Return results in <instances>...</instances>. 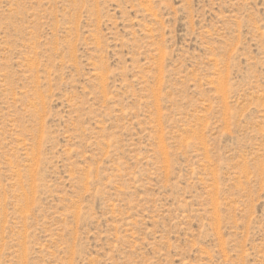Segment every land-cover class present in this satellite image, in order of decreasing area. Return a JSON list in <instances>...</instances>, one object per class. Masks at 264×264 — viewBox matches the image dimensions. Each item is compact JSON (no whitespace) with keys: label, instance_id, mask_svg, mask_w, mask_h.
<instances>
[{"label":"rangeland","instance_id":"374dc122","mask_svg":"<svg viewBox=\"0 0 264 264\" xmlns=\"http://www.w3.org/2000/svg\"><path fill=\"white\" fill-rule=\"evenodd\" d=\"M0 264H264V0H0Z\"/></svg>","mask_w":264,"mask_h":264}]
</instances>
